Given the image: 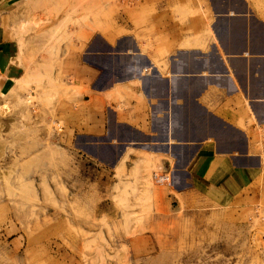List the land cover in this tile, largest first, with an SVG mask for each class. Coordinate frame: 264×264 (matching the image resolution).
Listing matches in <instances>:
<instances>
[{
  "label": "crops",
  "instance_id": "0c3cea01",
  "mask_svg": "<svg viewBox=\"0 0 264 264\" xmlns=\"http://www.w3.org/2000/svg\"><path fill=\"white\" fill-rule=\"evenodd\" d=\"M39 2L0 0L1 95L35 77L41 92L55 88L76 162L169 172L164 203L264 205V1L132 0L152 9L141 26L119 12L83 39L62 33L52 54L46 38L11 35Z\"/></svg>",
  "mask_w": 264,
  "mask_h": 264
},
{
  "label": "rangeland",
  "instance_id": "374dc122",
  "mask_svg": "<svg viewBox=\"0 0 264 264\" xmlns=\"http://www.w3.org/2000/svg\"><path fill=\"white\" fill-rule=\"evenodd\" d=\"M39 1L11 35L23 44L30 34L46 38L38 43L51 54L62 33L83 39L110 29L119 12L138 28L152 11L136 12L132 0ZM39 82L18 81L20 95L0 93V264H264L262 202L164 203L175 192L154 181L162 174L154 167L143 179L92 171L60 135L55 88L41 92Z\"/></svg>",
  "mask_w": 264,
  "mask_h": 264
},
{
  "label": "built area",
  "instance_id": "2783aa9c",
  "mask_svg": "<svg viewBox=\"0 0 264 264\" xmlns=\"http://www.w3.org/2000/svg\"><path fill=\"white\" fill-rule=\"evenodd\" d=\"M153 179L154 181H156L157 183H162V184H171V175L169 172L167 173H154L153 174Z\"/></svg>",
  "mask_w": 264,
  "mask_h": 264
}]
</instances>
